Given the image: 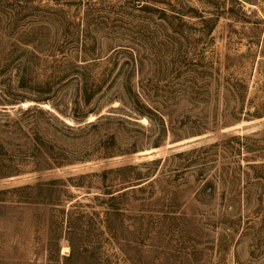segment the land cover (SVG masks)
I'll return each instance as SVG.
<instances>
[{"label":"rangeland","instance_id":"1","mask_svg":"<svg viewBox=\"0 0 264 264\" xmlns=\"http://www.w3.org/2000/svg\"><path fill=\"white\" fill-rule=\"evenodd\" d=\"M258 113L264 0H0V264H264Z\"/></svg>","mask_w":264,"mask_h":264},{"label":"trees","instance_id":"2","mask_svg":"<svg viewBox=\"0 0 264 264\" xmlns=\"http://www.w3.org/2000/svg\"><path fill=\"white\" fill-rule=\"evenodd\" d=\"M96 89H92V88H83L81 89V94H82V100L87 103L88 101H90L94 95L96 94ZM257 116H259V118H262V115H264V113H258L256 114ZM101 120V116L99 118H97L95 121L93 122H89L87 124V126L89 128H95L98 126L99 122ZM248 139V138H246ZM240 140V139H239ZM214 146V145H213ZM213 146L211 147H203V148H199L198 150L194 149V150H191L187 153H180L178 154V156H185L187 158V160L189 161L188 163H191L193 162V160H191V156L192 154H194L195 152H205L207 153L209 150H211V148H213ZM248 146H245L242 147V151L243 150H248L249 148H247ZM37 155H40V152L37 150L36 153ZM199 159H203V160H206V158H199ZM37 162L36 163H39V160L37 159L36 160ZM165 161H163V164H164ZM161 164V159H156V160H153L151 161L150 163H145L144 165L145 166H150L152 167V169H158V166ZM137 166H125V167H121V168H116L114 169L113 171L114 172H122V171H127V170H136ZM153 170V171H154ZM150 173V174H149ZM150 176H153V177H150ZM159 176V173L157 174H153V172H148V174H141L140 172L139 173H136V174H133V177L132 178H128L129 180L127 181L129 184L131 183H134L135 181H138L137 183L139 184H136V185H141L140 187H138V191H142V190H145V188H151L154 186V184H156V180ZM26 188H30L29 186H26ZM111 200H112V204L110 205V209L113 210L112 213H116L114 210L113 207H115V203L114 201L116 200V197L114 196H111L110 197ZM70 220V219H69ZM108 225H110V218L108 219ZM74 254V251H73V248L71 247V252L69 255H73Z\"/></svg>","mask_w":264,"mask_h":264},{"label":"bare ground","instance_id":"3","mask_svg":"<svg viewBox=\"0 0 264 264\" xmlns=\"http://www.w3.org/2000/svg\"><path fill=\"white\" fill-rule=\"evenodd\" d=\"M65 250H68V248L66 247Z\"/></svg>","mask_w":264,"mask_h":264}]
</instances>
